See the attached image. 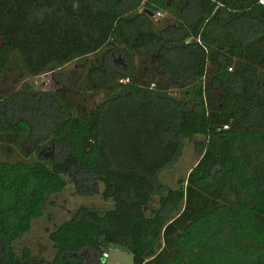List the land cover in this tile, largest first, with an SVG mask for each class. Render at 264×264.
Returning a JSON list of instances; mask_svg holds the SVG:
<instances>
[{
	"label": "trees",
	"instance_id": "1",
	"mask_svg": "<svg viewBox=\"0 0 264 264\" xmlns=\"http://www.w3.org/2000/svg\"><path fill=\"white\" fill-rule=\"evenodd\" d=\"M100 53L85 81L106 97L87 111L66 90L0 99V264H105L102 238L133 264H264V3L0 0V82ZM196 136L199 162L168 186ZM69 178L85 194L102 182L113 206L54 230L52 261L16 256Z\"/></svg>",
	"mask_w": 264,
	"mask_h": 264
},
{
	"label": "rangeland",
	"instance_id": "2",
	"mask_svg": "<svg viewBox=\"0 0 264 264\" xmlns=\"http://www.w3.org/2000/svg\"><path fill=\"white\" fill-rule=\"evenodd\" d=\"M156 24L173 23L166 13L153 15ZM100 54H93L73 61L55 71L38 76H28L22 65L12 74L3 76L0 82V99L14 91L32 88L41 92L66 90L80 110L87 111L105 100V93L86 84L89 68L100 62ZM125 80L124 82H127ZM205 142L203 136H196L186 141L179 159L162 174V180L170 187L178 188L187 179L189 173L199 162L201 144ZM81 206L107 209L113 206L111 199L105 197V186L97 184L91 194L80 192L69 178L68 186L61 192L54 194L50 201L43 206V214L30 220L29 228L14 241V253L22 257L28 252L30 257L52 261L56 249L50 239V234L63 222L70 219ZM108 258H102L105 264H133V254L123 241H111L102 238L99 242Z\"/></svg>",
	"mask_w": 264,
	"mask_h": 264
},
{
	"label": "built area",
	"instance_id": "3",
	"mask_svg": "<svg viewBox=\"0 0 264 264\" xmlns=\"http://www.w3.org/2000/svg\"><path fill=\"white\" fill-rule=\"evenodd\" d=\"M262 3H264L263 0H261ZM109 257V253L108 252H104L103 253V258H108Z\"/></svg>",
	"mask_w": 264,
	"mask_h": 264
},
{
	"label": "water",
	"instance_id": "4",
	"mask_svg": "<svg viewBox=\"0 0 264 264\" xmlns=\"http://www.w3.org/2000/svg\"><path fill=\"white\" fill-rule=\"evenodd\" d=\"M146 12H148L151 16H153L154 15V13L153 12H151V11H149V10H146Z\"/></svg>",
	"mask_w": 264,
	"mask_h": 264
}]
</instances>
